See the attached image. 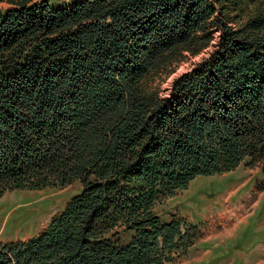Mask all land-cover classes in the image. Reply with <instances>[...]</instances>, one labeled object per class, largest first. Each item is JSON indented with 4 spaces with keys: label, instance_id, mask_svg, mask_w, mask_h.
<instances>
[{
    "label": "trees",
    "instance_id": "1",
    "mask_svg": "<svg viewBox=\"0 0 264 264\" xmlns=\"http://www.w3.org/2000/svg\"><path fill=\"white\" fill-rule=\"evenodd\" d=\"M1 4L0 198L81 187L0 264L173 262L185 237L157 206L246 160L264 170V0Z\"/></svg>",
    "mask_w": 264,
    "mask_h": 264
},
{
    "label": "rangeland",
    "instance_id": "2",
    "mask_svg": "<svg viewBox=\"0 0 264 264\" xmlns=\"http://www.w3.org/2000/svg\"><path fill=\"white\" fill-rule=\"evenodd\" d=\"M30 1L37 2L40 0ZM46 1L52 7L62 8L83 0ZM0 6L6 7L7 5L1 4ZM207 53L208 51L203 52L199 56L181 65L177 72L163 83L161 87L162 94L169 93L171 82L174 77L188 71L193 63H197L202 58L207 57ZM201 177L206 184L216 186L215 183L217 179L215 177ZM259 185H264V181L260 180ZM80 187V182H75L64 189H44L39 191L19 190L5 194L0 198V244L26 243L38 235L64 208L67 200L74 197L79 192ZM188 188L186 190H188ZM186 190L179 191L173 197L164 200L154 210V213L160 216L163 222L177 221L180 223L182 235L184 234L183 236L185 237L181 242L179 238L174 240V243L178 244V252H176V250L172 252L175 260L164 264H189L190 260L197 259L200 255L198 249H205L203 243L198 244L200 238L212 232L209 229L210 227L206 226V218L210 215L213 217L215 216V209L210 205V202L206 200L203 201L200 205L195 206L192 212L188 210L189 202L184 205H182V203L186 202L187 198H189L192 193L195 196L193 197L194 199L191 200L193 203H197L199 200L198 198H200L203 193L209 192L210 196H212L216 194V191L210 190L209 188H207L208 191H206L205 187L202 186L199 188L197 184L192 187V193H188ZM166 213H169V215ZM4 222L6 225H3ZM189 242L193 244L190 246L188 245ZM212 255H214V251H212ZM212 263L213 260L209 264Z\"/></svg>",
    "mask_w": 264,
    "mask_h": 264
},
{
    "label": "crops",
    "instance_id": "3",
    "mask_svg": "<svg viewBox=\"0 0 264 264\" xmlns=\"http://www.w3.org/2000/svg\"><path fill=\"white\" fill-rule=\"evenodd\" d=\"M248 163L246 160L230 172L213 175L216 186L206 184L202 177L190 183L188 193L197 184L206 191L215 190L216 194L203 193L193 203L192 193L182 203L189 202L191 212L205 200L215 209V216L206 218V226L212 232L198 243H203L205 249H198L200 255L189 264H209L212 260V264H264V185H259L260 180L264 181V170Z\"/></svg>",
    "mask_w": 264,
    "mask_h": 264
},
{
    "label": "bare ground",
    "instance_id": "4",
    "mask_svg": "<svg viewBox=\"0 0 264 264\" xmlns=\"http://www.w3.org/2000/svg\"><path fill=\"white\" fill-rule=\"evenodd\" d=\"M5 209H6V208H5ZM15 209H17V208H15ZM12 216H15V215H12ZM10 217H11V216H10ZM14 218H15V217H14ZM4 220H5V219H4ZM8 220H9V219H8ZM10 222H11V221H10ZM3 225H6V224H5V222H4V224H3ZM1 227H2V226H1Z\"/></svg>",
    "mask_w": 264,
    "mask_h": 264
}]
</instances>
